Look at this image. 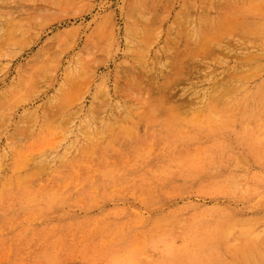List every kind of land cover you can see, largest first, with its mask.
Returning <instances> with one entry per match:
<instances>
[{
    "label": "rangeland",
    "instance_id": "obj_1",
    "mask_svg": "<svg viewBox=\"0 0 264 264\" xmlns=\"http://www.w3.org/2000/svg\"><path fill=\"white\" fill-rule=\"evenodd\" d=\"M262 23L264 0H0V185L28 172L29 199L60 191L56 177L87 144L93 169L103 162L136 180L165 176L172 157L200 161L209 184L160 187L165 210L203 227L189 264H264ZM135 138L145 142L126 150ZM116 187L91 205L75 199L42 218L7 216L0 264H150L164 230L145 231L159 194L136 181ZM71 213L92 221L61 230ZM34 224L47 228L37 239ZM180 226L172 264H185Z\"/></svg>",
    "mask_w": 264,
    "mask_h": 264
},
{
    "label": "bare ground",
    "instance_id": "obj_2",
    "mask_svg": "<svg viewBox=\"0 0 264 264\" xmlns=\"http://www.w3.org/2000/svg\"><path fill=\"white\" fill-rule=\"evenodd\" d=\"M235 24L237 25V23ZM229 25H231V23ZM228 28L226 29L228 30ZM262 29L264 30V23H262ZM227 30H225V32ZM208 37V35H205L204 38L207 39ZM204 38L202 37V42ZM203 44L204 43L199 44L200 46L198 45L197 48L200 49L197 50L196 48V51L200 52V50H202L201 47H204L206 45ZM202 52L204 51L202 50ZM261 69L262 66H256L255 69L249 71V73L247 72V74L248 76H255ZM218 112L219 110L217 111L216 109H212L210 114ZM200 131V137H204L205 129L200 128ZM144 142L145 141L137 140V138H135L131 141H125L123 144L125 145V147H127L126 150H130L131 147H133L135 144L140 145ZM247 142L251 143L252 140H249ZM108 144L110 145V148L111 146L113 147V144L115 145L114 147L120 146L118 142H109ZM104 146L102 147L104 148ZM189 147H193L192 142H190ZM165 148L169 149L168 147ZM182 148L183 147H181V149ZM249 151L250 153H254L255 148H251V150ZM160 152L165 153L163 149H159V153ZM93 157L94 149L91 144H87L86 147H81L76 155L73 154L68 157V160L70 161L68 162L66 170L61 173L60 177H56L59 179V181L63 179L64 185H62V189L60 191L56 190L53 192H48L43 196L38 195L34 198L30 197L31 199H29L28 196H26L27 193L24 192L25 182L28 178L31 177V174L28 172L18 173L17 171H13L12 173H10L0 185V223H6L7 216L23 217L29 213H31L33 217L42 218L44 216H47V212L44 210V208L55 203H57L56 206L53 207L56 208L55 210H58L60 205L68 204V202L76 201L77 199L88 200V205H91L95 202L94 197L108 198L111 194L114 193V189L117 188L116 186L119 185V188L126 189L129 182L136 181V184L138 185L137 190H143L145 193L150 194L151 196H154L153 193L159 194L158 199L154 204V207L158 208L156 209L158 213L156 216H153L149 220H147L148 227L147 229H145V231L149 230L152 227H158L160 229L164 228V230L161 231V235H159V245L156 244L150 246L152 251L150 254L152 257L149 260L150 264H172V259L170 258L169 253L172 245L174 244V238L177 237L178 231L181 230V224L184 225V228L182 227V229H187V232L182 234L181 238L184 240V262L185 264H189L190 259L194 254L193 249L201 245L200 240L202 236H204L203 227L195 224L191 219L188 218L184 220L177 219L176 211L173 212L169 209L165 210V204L162 201V193L160 192V187L165 184L169 185L170 187H181L182 190H185L186 193L187 191H189L188 189H191L192 187H202L204 184H209V180L205 177V175L207 174L205 165L200 161L179 163V156L172 157L171 161L167 165L168 173L165 176H162L161 173H156L154 176H151V173L147 172L144 175H140L139 177L137 175L136 180V174L133 171L118 173L107 169L106 165L103 162L99 164L98 167L93 169L92 163L87 162L88 159ZM16 168L17 170L21 169V167ZM54 174L56 175L57 173L55 172ZM259 191L264 193V188L262 187L261 189H259ZM249 192L250 188H248L245 193L247 194ZM38 199L41 200L40 205H38L36 201H34ZM6 202H9L11 204L10 208L5 207ZM252 206L254 207L255 205ZM64 215H62L63 218L59 219V228L63 231H76V229H82L89 225V223H91L92 221V218L88 215H84V217H79L74 213ZM37 225L38 224H34L32 230V233L34 234L36 239L42 237V234H45V232L47 231L46 227L43 229L42 227L40 228ZM103 229L104 230H102L103 232L100 236L108 237L111 234L110 228L104 227ZM36 247L37 245L34 242L32 244V248L35 253L37 252Z\"/></svg>",
    "mask_w": 264,
    "mask_h": 264
}]
</instances>
